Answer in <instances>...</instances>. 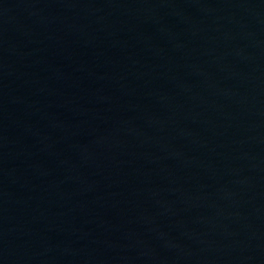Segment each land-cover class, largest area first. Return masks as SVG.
<instances>
[{
	"label": "water",
	"instance_id": "obj_1",
	"mask_svg": "<svg viewBox=\"0 0 264 264\" xmlns=\"http://www.w3.org/2000/svg\"><path fill=\"white\" fill-rule=\"evenodd\" d=\"M0 132L185 264H264V0H0Z\"/></svg>",
	"mask_w": 264,
	"mask_h": 264
}]
</instances>
